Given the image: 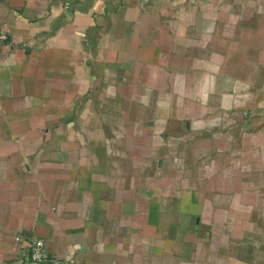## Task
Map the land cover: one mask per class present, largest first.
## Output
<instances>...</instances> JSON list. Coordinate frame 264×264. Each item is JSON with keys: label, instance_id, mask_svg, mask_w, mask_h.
Returning a JSON list of instances; mask_svg holds the SVG:
<instances>
[{"label": "crops", "instance_id": "0c3cea01", "mask_svg": "<svg viewBox=\"0 0 264 264\" xmlns=\"http://www.w3.org/2000/svg\"><path fill=\"white\" fill-rule=\"evenodd\" d=\"M0 264H264V0H0Z\"/></svg>", "mask_w": 264, "mask_h": 264}, {"label": "built area", "instance_id": "2783aa9c", "mask_svg": "<svg viewBox=\"0 0 264 264\" xmlns=\"http://www.w3.org/2000/svg\"><path fill=\"white\" fill-rule=\"evenodd\" d=\"M7 39V34L0 33V41H6ZM16 239L23 242L25 246L18 258L6 264H81L75 258L61 259L58 257H50L45 241L41 237H27L24 234H18Z\"/></svg>", "mask_w": 264, "mask_h": 264}]
</instances>
